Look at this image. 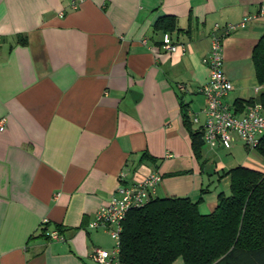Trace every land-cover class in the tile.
<instances>
[{
	"label": "crops",
	"instance_id": "0c3cea01",
	"mask_svg": "<svg viewBox=\"0 0 264 264\" xmlns=\"http://www.w3.org/2000/svg\"><path fill=\"white\" fill-rule=\"evenodd\" d=\"M165 16L184 52L160 48ZM245 16L223 44L231 105L258 96L264 0H0V264H98L108 232L88 224L142 163L162 174L155 196L195 201L208 187L203 214L230 194L224 174L240 163L206 145L198 161L183 112L199 130L211 31Z\"/></svg>",
	"mask_w": 264,
	"mask_h": 264
},
{
	"label": "trees",
	"instance_id": "16d2710c",
	"mask_svg": "<svg viewBox=\"0 0 264 264\" xmlns=\"http://www.w3.org/2000/svg\"><path fill=\"white\" fill-rule=\"evenodd\" d=\"M154 29L180 31L172 16L159 18ZM20 43L25 44L26 39L21 38ZM252 61L262 90L256 99L235 101L238 112L255 100L264 106V34L252 51ZM183 118L194 156L201 161L205 145L202 131L192 127L185 110ZM254 149L264 157V135ZM142 160L154 161L147 155ZM224 175L230 178V194L219 192L210 213L199 210L208 187L200 190L195 201L190 197L154 196L146 205L131 209L120 234L121 261L172 264L181 257L184 264H264V171L238 165Z\"/></svg>",
	"mask_w": 264,
	"mask_h": 264
},
{
	"label": "built area",
	"instance_id": "2783aa9c",
	"mask_svg": "<svg viewBox=\"0 0 264 264\" xmlns=\"http://www.w3.org/2000/svg\"><path fill=\"white\" fill-rule=\"evenodd\" d=\"M73 7L77 8V4L73 3ZM252 17L245 16L239 23L216 24L210 34L209 52L202 59L209 71L208 79L200 89L205 98V107L198 113L190 114L192 122L200 126L204 143L210 149H230L236 139L245 147L254 149L264 135V106L260 101L255 100L242 112H238L234 105L226 101L233 83L224 71V40L234 31L245 27ZM160 48L169 53L186 50L168 32L162 34ZM261 88L262 86L256 89L257 94ZM200 115L204 118L203 122L200 121ZM162 180V174L146 163L132 171L120 173L119 184L110 200L95 212L94 219L88 224L89 229L105 230L115 240L113 249L96 248L92 252L90 257L94 262L126 264L119 257L123 221L131 209L146 205L156 195V189ZM46 223L47 220H44L43 224ZM46 235L50 240H64L58 230L48 231Z\"/></svg>",
	"mask_w": 264,
	"mask_h": 264
},
{
	"label": "rangeland",
	"instance_id": "374dc122",
	"mask_svg": "<svg viewBox=\"0 0 264 264\" xmlns=\"http://www.w3.org/2000/svg\"><path fill=\"white\" fill-rule=\"evenodd\" d=\"M221 154H222L221 159L223 160L225 158L235 157L242 166H247V167L252 166L255 167V169L264 171V157L259 155L255 149L246 148L244 144L238 139H236V141L234 142L233 146L230 149L221 150ZM217 161H219L218 158ZM217 161L216 163H218ZM103 240L107 242L108 250L113 249L115 245V240L111 238L109 233L107 234L105 233V235H103ZM172 264H184V262L180 257Z\"/></svg>",
	"mask_w": 264,
	"mask_h": 264
}]
</instances>
